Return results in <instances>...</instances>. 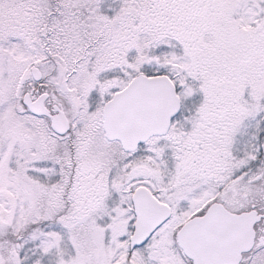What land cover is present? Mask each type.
<instances>
[{
    "label": "snow or ice",
    "instance_id": "snow-or-ice-1",
    "mask_svg": "<svg viewBox=\"0 0 264 264\" xmlns=\"http://www.w3.org/2000/svg\"><path fill=\"white\" fill-rule=\"evenodd\" d=\"M0 264H264V0H0Z\"/></svg>",
    "mask_w": 264,
    "mask_h": 264
}]
</instances>
